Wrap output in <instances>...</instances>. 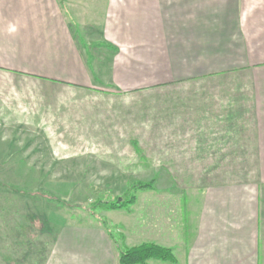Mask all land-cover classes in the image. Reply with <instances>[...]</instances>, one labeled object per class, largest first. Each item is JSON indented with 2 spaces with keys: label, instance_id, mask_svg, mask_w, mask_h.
<instances>
[{
  "label": "crops",
  "instance_id": "0c3cea01",
  "mask_svg": "<svg viewBox=\"0 0 264 264\" xmlns=\"http://www.w3.org/2000/svg\"><path fill=\"white\" fill-rule=\"evenodd\" d=\"M2 70L0 163L27 168L40 128L85 170L254 174L145 191L116 220L126 249L175 259L144 264H264V0H0ZM109 233L61 227L41 264H118Z\"/></svg>",
  "mask_w": 264,
  "mask_h": 264
},
{
  "label": "rangeland",
  "instance_id": "374dc122",
  "mask_svg": "<svg viewBox=\"0 0 264 264\" xmlns=\"http://www.w3.org/2000/svg\"><path fill=\"white\" fill-rule=\"evenodd\" d=\"M39 129L33 130L35 141L25 151L26 156L32 155L26 165L30 169H23L25 161L16 164L12 158L0 163L1 168H7L9 173L14 174L9 178H0V208L3 213L5 210L8 213L6 218L0 219V264H41L55 246L61 227L65 226L104 228L110 232L113 245L116 246L115 252L119 253L120 250H126V243L122 242L118 231L121 221L117 222L116 218L127 209L130 210L133 203L126 210L118 211L105 210L103 205L106 203L115 199L128 200L130 195L141 200V193L153 189L189 188L230 178L236 181L247 180L254 175L245 173L234 177H190L174 181L168 180L163 174L161 165H152L148 167L149 170L146 167L135 169L128 167L131 161L120 163L124 167L117 165L85 170L83 168L86 165H69L65 161L68 157L61 155L67 149V143L75 147L72 141L49 142ZM24 137L23 142L29 139ZM81 157L76 158L79 160ZM52 163L58 164L57 167L52 168ZM98 165L102 164L94 166ZM107 165L115 166L112 163ZM179 165L182 166H175ZM65 167L72 168L65 171ZM13 172L21 175L16 176ZM153 178L159 180L150 183L149 180ZM141 184L152 186L148 190L135 188Z\"/></svg>",
  "mask_w": 264,
  "mask_h": 264
},
{
  "label": "trees",
  "instance_id": "16d2710c",
  "mask_svg": "<svg viewBox=\"0 0 264 264\" xmlns=\"http://www.w3.org/2000/svg\"><path fill=\"white\" fill-rule=\"evenodd\" d=\"M152 183V182H150ZM152 184H141L135 188L138 190H148ZM135 196L130 195L128 200L126 199H115L111 203H106L103 208L106 210L118 211L120 209H126L134 203ZM161 260L164 262H174L172 251L153 244H144L132 247L126 250H120L118 253V264H144L149 260Z\"/></svg>",
  "mask_w": 264,
  "mask_h": 264
}]
</instances>
